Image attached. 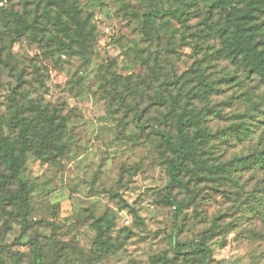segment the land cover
Returning <instances> with one entry per match:
<instances>
[{"label":"rangeland","instance_id":"1","mask_svg":"<svg viewBox=\"0 0 264 264\" xmlns=\"http://www.w3.org/2000/svg\"><path fill=\"white\" fill-rule=\"evenodd\" d=\"M34 1L12 0L17 42L0 17V264H264V86L226 54L212 1L68 0L82 28L63 16L62 33ZM246 27L264 54V6ZM184 112L199 149L172 183L157 133L177 143Z\"/></svg>","mask_w":264,"mask_h":264},{"label":"trees","instance_id":"2","mask_svg":"<svg viewBox=\"0 0 264 264\" xmlns=\"http://www.w3.org/2000/svg\"><path fill=\"white\" fill-rule=\"evenodd\" d=\"M207 1H212L211 8L218 9L221 12L222 19L227 25L223 29V32L221 31L222 38H224V44L226 45V54L231 59L236 61L240 66H242L248 72V74L255 75L258 78L260 84L264 86V54L259 51L252 43L251 36L249 35V32H247L248 30L246 27L247 20L255 18L256 13L262 11L264 3L259 1L250 2L247 9H245L243 12H237L228 10L229 0ZM28 3L29 1H27L26 4ZM39 3V7L43 8V14L48 20L52 18L50 12L56 8L58 11L56 24L60 27L59 32L62 33L64 32V29H66V25L64 24L65 19L63 16L67 17L68 20L74 23V25L82 28L78 20V4H74V6L68 5V0H39ZM255 5L259 6L257 7ZM11 6L12 0H10L7 6L0 8V17L7 18V21L13 17L18 19L19 27L15 30L16 37L14 40L17 42L26 33L29 26L21 15L15 14L12 11L13 9ZM158 14L160 13H151L149 16H147V18H155L158 16ZM85 39L87 40V37ZM21 83L22 81L18 79L17 88ZM186 117L187 113L184 112V115L182 114L178 119L177 143L173 142L168 135L157 133L161 137L166 148L177 158L176 161H172L169 165V174L172 183H176L178 181V177L182 171V168H184L188 162L196 160V154L199 149V146L192 138L189 137L187 133L191 126V119H186ZM11 125L13 128L18 129L17 142L19 145V150L18 154H15L13 150L8 149L4 156V160L8 164L10 170L9 178L15 181H20V174L24 169L29 153L28 133L33 126L26 117L20 114L13 118ZM50 125H52V122ZM20 183L23 191L28 194L26 185L22 182ZM25 205L26 206L22 218L23 237H25V232L30 228V200L27 195L25 196ZM100 244L101 246H105L108 249L110 248L107 242L102 241ZM201 252L207 254V249H202ZM152 261L155 264H166V259L162 257H155L152 259ZM38 262L39 256H36L35 264H39Z\"/></svg>","mask_w":264,"mask_h":264},{"label":"built area","instance_id":"3","mask_svg":"<svg viewBox=\"0 0 264 264\" xmlns=\"http://www.w3.org/2000/svg\"><path fill=\"white\" fill-rule=\"evenodd\" d=\"M10 0H0V8H3L9 4Z\"/></svg>","mask_w":264,"mask_h":264}]
</instances>
